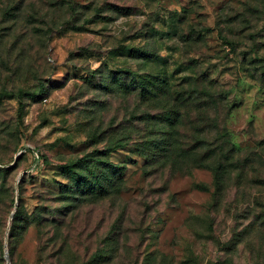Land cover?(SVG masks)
I'll return each mask as SVG.
<instances>
[{
	"label": "rangeland",
	"instance_id": "374dc122",
	"mask_svg": "<svg viewBox=\"0 0 264 264\" xmlns=\"http://www.w3.org/2000/svg\"><path fill=\"white\" fill-rule=\"evenodd\" d=\"M262 70L264 0H0V264H264Z\"/></svg>",
	"mask_w": 264,
	"mask_h": 264
},
{
	"label": "trees",
	"instance_id": "16d2710c",
	"mask_svg": "<svg viewBox=\"0 0 264 264\" xmlns=\"http://www.w3.org/2000/svg\"><path fill=\"white\" fill-rule=\"evenodd\" d=\"M61 1L64 4L67 0H61ZM227 43L230 46H233V43L232 42H227ZM129 53H130V51H129ZM133 53L134 54H132V55H135V53L136 54H139V55H144V52L141 51V50H138V49L137 50H134ZM261 75H264V70H262ZM132 83L134 84L132 86L133 88H139L140 89V93H142V94L145 93V91H146L145 90V87L143 86V83H141V82L138 81V79L137 80H134V82H132ZM120 84L122 86H126V82L124 81L123 78L121 79ZM125 89H128V87H125ZM29 94H33V93L31 92ZM178 115L179 114H176V116H174V117L173 116H170V115H166V116H163L161 118H162V121H164L166 124L171 125V126H174L178 122V120H179V116ZM194 138H196L195 140L198 143V145L209 146V149H210L211 154L215 153V151L220 150L222 148L219 145L218 139L213 138L212 141H215V142H213V143H206V141L207 142H210V140H206L208 137H206L204 135H202L200 137H194ZM213 145H216L217 147H215ZM206 153H209V151H207ZM77 162L78 163H82V161H79V160ZM78 163L72 164V165H63L62 166L63 169L66 171V173H69L70 183H72V181H73V182L76 183V185H79V181L77 180L78 174H77V171H76V169L74 167L78 166ZM116 168H118V167H114V170H118ZM8 170H9L8 168L1 169L0 172L4 173V175H6V173L8 172ZM116 173H118V175H120V172L119 171H117ZM91 175H92L93 178H96V176H97V174L94 171H92ZM91 186L94 187V190H93L94 193H97V191H99L100 193H103V194L107 193V190L103 186V184L101 182H98L97 180H94V182L92 183ZM71 187H73V186H71ZM79 188L81 189L79 191H82V192L85 191L83 186H80L79 185ZM69 189H74V188H69ZM13 228H15V227L13 226L12 229Z\"/></svg>",
	"mask_w": 264,
	"mask_h": 264
}]
</instances>
